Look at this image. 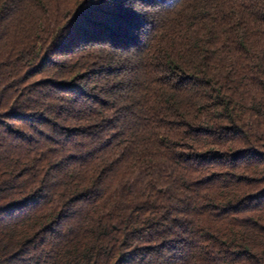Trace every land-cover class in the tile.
<instances>
[{
    "label": "trees",
    "instance_id": "16d2710c",
    "mask_svg": "<svg viewBox=\"0 0 264 264\" xmlns=\"http://www.w3.org/2000/svg\"><path fill=\"white\" fill-rule=\"evenodd\" d=\"M0 264H264V0H0Z\"/></svg>",
    "mask_w": 264,
    "mask_h": 264
}]
</instances>
